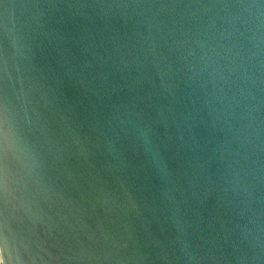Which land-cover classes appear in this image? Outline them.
Wrapping results in <instances>:
<instances>
[{"label":"water","instance_id":"obj_1","mask_svg":"<svg viewBox=\"0 0 264 264\" xmlns=\"http://www.w3.org/2000/svg\"><path fill=\"white\" fill-rule=\"evenodd\" d=\"M0 264H264V0H0Z\"/></svg>","mask_w":264,"mask_h":264}]
</instances>
